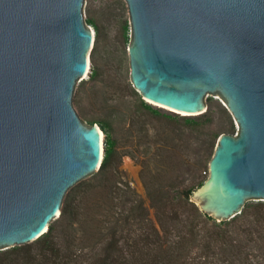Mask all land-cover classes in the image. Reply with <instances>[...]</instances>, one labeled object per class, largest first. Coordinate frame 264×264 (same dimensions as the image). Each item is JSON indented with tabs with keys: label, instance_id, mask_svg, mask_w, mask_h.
<instances>
[{
	"label": "water",
	"instance_id": "obj_1",
	"mask_svg": "<svg viewBox=\"0 0 264 264\" xmlns=\"http://www.w3.org/2000/svg\"><path fill=\"white\" fill-rule=\"evenodd\" d=\"M83 1L0 0V246L44 235L67 190L99 170L102 130L71 105L95 40ZM125 1L142 98L193 116L212 93L239 127L219 136L191 201L218 220L264 201V0Z\"/></svg>",
	"mask_w": 264,
	"mask_h": 264
},
{
	"label": "rangeland",
	"instance_id": "obj_2",
	"mask_svg": "<svg viewBox=\"0 0 264 264\" xmlns=\"http://www.w3.org/2000/svg\"><path fill=\"white\" fill-rule=\"evenodd\" d=\"M82 17L95 40L71 105L80 121H97L110 132L107 168L67 190L66 212L51 221L48 245L41 247L38 238L0 246V264H101L106 253L110 264H264V201L249 199L226 220L191 201L209 175L219 136L238 134L227 105L207 93L204 113L188 116L143 99L130 80L126 1L84 0ZM102 137L104 149V132ZM185 190H192L189 204ZM187 227L198 234L182 254L185 238L178 242ZM110 241L116 247L107 252ZM234 248L242 253L224 255Z\"/></svg>",
	"mask_w": 264,
	"mask_h": 264
},
{
	"label": "trees",
	"instance_id": "obj_3",
	"mask_svg": "<svg viewBox=\"0 0 264 264\" xmlns=\"http://www.w3.org/2000/svg\"><path fill=\"white\" fill-rule=\"evenodd\" d=\"M90 23L91 22L88 21V24H90ZM140 104L142 106L148 108V109H151V106L148 105L146 102H144L142 99H140ZM189 121H192V120H189ZM96 122L97 121H92L91 124L96 123ZM100 124H101V122H100ZM100 128L104 132V149H103V158H102V161H101V164H100V167H99V171L103 172L107 168L109 156H110V154L112 152V147H113V143L114 142H113V140H112V138L110 136V132L108 131V129L102 124L100 125ZM202 184H203V181H200L198 183L197 187L201 186ZM191 193H192V190H185V191L182 192L186 204H189L188 199L190 198ZM65 212H66V207L64 205L59 217L63 216L65 214ZM233 219H235V216L233 217ZM221 223H223V222H221ZM52 229H53L52 226H50L48 231L39 238V240H38L39 242L38 243L41 245V247L45 246V245H48L47 243H49L51 241L50 232L52 231ZM193 230H190L189 227H187V228L183 229V233L182 234L180 233L181 236L179 237L180 240H179L178 243L180 244V241L185 238V241H183V243H182V245H184L182 247L183 250L181 251L182 254L188 253V246L196 240V236L198 234V231L197 230L193 231ZM217 234L218 235L220 234L219 235L220 237H223V235H225L224 233H217ZM115 247H116L115 243L110 241V242H108L106 244V246L103 247V249L105 248V250L108 252V251H111V249L115 248ZM206 248H207V250L210 249L209 246H207ZM48 249H50V248H48ZM51 249L50 250L53 253H55V254L57 253V250L55 248L52 247ZM238 253L241 254L242 252L239 249L234 248L233 249V253H231L229 251V252L224 253V255L225 254H231V255H236L237 256ZM109 258H110V256L106 253V256H104V258L102 259V263L101 264H110V263L106 262ZM230 259H233V258H230ZM159 262L161 263V261H159Z\"/></svg>",
	"mask_w": 264,
	"mask_h": 264
},
{
	"label": "bare ground",
	"instance_id": "obj_4",
	"mask_svg": "<svg viewBox=\"0 0 264 264\" xmlns=\"http://www.w3.org/2000/svg\"><path fill=\"white\" fill-rule=\"evenodd\" d=\"M91 32H92V34H93V30H91ZM89 53H91V51L89 50V52H88V55H87V70H86V72H85V74L83 75V77H85L86 76V74H87V71H88V68H89ZM150 101V100H149ZM154 103V102H153ZM165 107H167V106H165ZM169 108V107H168ZM170 109H172V108H170ZM174 110V109H173ZM178 111V110H177ZM179 112H181V113H185V114H188L187 112H182V111H179ZM99 134L101 135V141H100V145H101V160H102V140H103V137H102V132L100 131V129H99ZM60 215L59 214H57L55 217H54V219H57L58 217H59Z\"/></svg>",
	"mask_w": 264,
	"mask_h": 264
}]
</instances>
